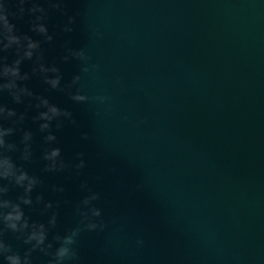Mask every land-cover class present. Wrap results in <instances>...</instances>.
<instances>
[{"label": "water", "instance_id": "95a60500", "mask_svg": "<svg viewBox=\"0 0 264 264\" xmlns=\"http://www.w3.org/2000/svg\"><path fill=\"white\" fill-rule=\"evenodd\" d=\"M39 4L43 13L12 20L20 43L0 52L11 64L26 50L24 35L39 42L19 65L28 79L16 81L33 95L16 103L7 90L0 93V103L17 113L3 121L15 128L4 139L22 148L23 133H32L31 161L17 162L41 183L25 215L47 223L57 211L51 241L75 223L87 182L100 194L96 204L108 227L81 234L79 264H264V0ZM71 15L73 31L65 32ZM33 22L52 39L33 31ZM67 47L83 48L87 64L97 67L82 72L80 61H64ZM40 63L59 69L60 88L44 82L55 74L41 73ZM75 74L83 94L104 102L72 101L67 85ZM37 97L71 118L53 119L42 132L44 121L35 117L47 109L36 107ZM49 132L54 141H45ZM84 132L90 140L81 138ZM51 147L60 149L64 170H44L42 156ZM77 153L85 161L79 170ZM21 191L10 187L8 196ZM37 195L53 208L43 211ZM6 240L21 254L27 247L10 233ZM47 259L33 253V264Z\"/></svg>", "mask_w": 264, "mask_h": 264}, {"label": "clouds", "instance_id": "9594fccd", "mask_svg": "<svg viewBox=\"0 0 264 264\" xmlns=\"http://www.w3.org/2000/svg\"><path fill=\"white\" fill-rule=\"evenodd\" d=\"M65 0H48V3L53 7L60 9ZM43 13L44 9L40 7L39 0H0V52L6 51L13 44H19L21 37L16 34V25L12 22L14 19L22 18L25 15L30 17L34 13ZM11 18V19H10ZM41 16H36L35 21L41 20ZM75 23V16L67 17V23L63 27V31L71 32V25ZM31 29L39 33L45 34V39L51 40L52 37L47 35V29L43 24L33 22ZM24 40L27 41L26 50L11 64L7 62L6 56H0V93L7 90L9 96L16 103L21 102L22 96H32L33 93L25 86H20L16 83L17 80L28 79V74L20 73L19 65L24 58L31 59L34 49L39 48V42L34 41L31 37L24 35ZM66 55L62 56L64 61L70 57L81 62V71L88 72L89 67L96 68V65H88L87 61L90 57L86 54L83 48L65 49ZM38 70L41 73H54L53 76H44V82L51 88H60L61 76L59 69L53 65L46 68L42 63L38 65ZM33 71H37L34 68ZM81 80L79 74H75L72 80L67 85V94L69 98L76 103H85L90 99L104 102L106 97L93 96L83 94L77 87ZM6 81V82H5ZM75 89V90H73ZM39 103L36 107H44L47 110L38 113L35 117L44 123L40 124V130L43 132L49 128V121L58 119L61 116L71 118V112L66 109H60L57 106L50 104L46 98L37 97ZM17 113L14 109L6 107L0 103V262L2 264H33V253H40L47 257L46 264H79V254L76 248L78 240L82 233L85 232H103L107 227V222L103 219L102 209L97 206L96 202L101 199L100 194L93 191L87 184L82 182L80 187L87 193L75 205L73 214L76 217L75 223L67 227L63 233L56 232L51 241L48 239V234L51 229L57 225L58 212L52 211L48 216L47 223L30 220L25 215L23 206H32L34 204L32 198L33 189L41 183L40 178L36 175H30L25 168L17 161L30 162L32 158L31 144L28 143L32 138V133L25 131L20 138L19 147L17 143L6 141L5 136H11L15 131L13 126L5 127L3 121L16 117ZM23 114L17 117V121L23 120ZM126 119V117H125ZM17 121H12L15 124ZM75 123L74 120L71 121ZM60 123H57V128ZM81 138L85 141L90 140V135L87 132L81 134ZM45 141H54L56 137L52 133H48L44 137ZM16 154V158H13ZM82 153H77V162L73 167L77 170L85 167V161L80 158ZM60 149L51 147L44 151L43 160L47 163L44 166L45 171H62L68 165L63 160H58ZM111 171L115 172L113 168ZM97 180L101 177L97 176ZM10 187L21 189L15 199L8 196ZM137 190L140 185H137ZM63 191V189H57ZM36 204H43V211L53 208L51 201H44L41 195L35 197ZM65 203H68L65 201ZM21 241L27 247L23 253L16 250L13 245L6 240V234ZM137 245H142L143 240L137 238ZM55 245V246H54Z\"/></svg>", "mask_w": 264, "mask_h": 264}]
</instances>
